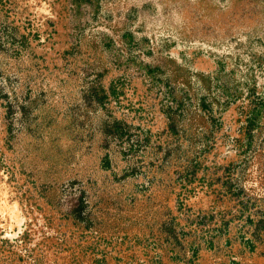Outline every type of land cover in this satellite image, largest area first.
I'll use <instances>...</instances> for the list:
<instances>
[{"label":"rangeland","instance_id":"obj_1","mask_svg":"<svg viewBox=\"0 0 264 264\" xmlns=\"http://www.w3.org/2000/svg\"><path fill=\"white\" fill-rule=\"evenodd\" d=\"M0 264H264V0H0Z\"/></svg>","mask_w":264,"mask_h":264}]
</instances>
